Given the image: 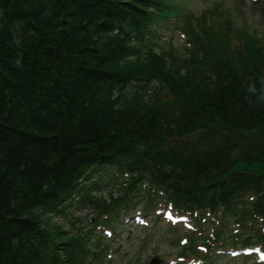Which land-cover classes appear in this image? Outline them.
I'll return each mask as SVG.
<instances>
[{"label": "trees", "instance_id": "obj_1", "mask_svg": "<svg viewBox=\"0 0 264 264\" xmlns=\"http://www.w3.org/2000/svg\"><path fill=\"white\" fill-rule=\"evenodd\" d=\"M175 1L0 0V264H84L47 214L95 162L148 171L186 207L264 195V35L181 12L198 47L183 63L145 43Z\"/></svg>", "mask_w": 264, "mask_h": 264}, {"label": "rangeland", "instance_id": "obj_2", "mask_svg": "<svg viewBox=\"0 0 264 264\" xmlns=\"http://www.w3.org/2000/svg\"><path fill=\"white\" fill-rule=\"evenodd\" d=\"M223 4L231 10V14L234 18L235 26H242L249 30L251 33H256L258 37H262V33L264 32V3L262 0H187L184 3L185 10L190 12L195 16L201 15V12L209 11L213 9L218 4ZM174 45L175 51L185 58L184 54L187 53V47L184 43V39L179 31H165L162 35V39L160 40V46L170 48ZM159 50V49H158ZM98 195H106L108 194V189L103 190L102 192L97 191ZM40 212L39 210H37ZM86 208L84 209V212ZM37 212V213H38ZM82 211H73L71 208L70 213L73 216L80 217ZM68 216L61 218L60 216L56 218L57 222L64 225L66 228H69L67 223ZM82 224L85 225L83 222ZM166 225L163 223L156 226H152L149 230L152 231L153 236L144 237V231H138L136 229L127 228V231L118 233L120 234L118 238L123 239L124 243V254L121 257V261L116 264H120L123 262L124 264H151V260L153 257H161L164 258L168 255H171L175 252L174 246L169 243L175 245L170 241L172 238V234L168 232ZM130 240L127 242L125 240ZM116 239V240H117ZM113 238L112 243L114 245H118ZM176 249L179 252L180 247L176 243ZM121 252V251H120ZM236 262H230L228 257H218L217 260L213 261V264H235Z\"/></svg>", "mask_w": 264, "mask_h": 264}, {"label": "bare ground", "instance_id": "obj_3", "mask_svg": "<svg viewBox=\"0 0 264 264\" xmlns=\"http://www.w3.org/2000/svg\"><path fill=\"white\" fill-rule=\"evenodd\" d=\"M94 162H95V161H94ZM95 163H96V162H95ZM7 183H8V184H12V185H13V184H16V177L12 175V176L10 177V181L7 182ZM18 214L21 215V216L24 217V218L26 217V212L22 213L21 210H18ZM30 215H31V213H30Z\"/></svg>", "mask_w": 264, "mask_h": 264}, {"label": "clouds", "instance_id": "obj_4", "mask_svg": "<svg viewBox=\"0 0 264 264\" xmlns=\"http://www.w3.org/2000/svg\"><path fill=\"white\" fill-rule=\"evenodd\" d=\"M251 90H254V86H253V88Z\"/></svg>", "mask_w": 264, "mask_h": 264}]
</instances>
